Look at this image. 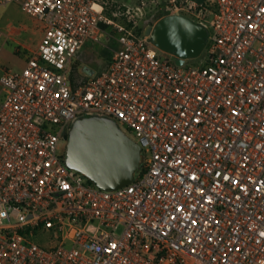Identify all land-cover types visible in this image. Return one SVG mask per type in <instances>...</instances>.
I'll use <instances>...</instances> for the list:
<instances>
[{
  "label": "built area",
  "instance_id": "obj_1",
  "mask_svg": "<svg viewBox=\"0 0 264 264\" xmlns=\"http://www.w3.org/2000/svg\"><path fill=\"white\" fill-rule=\"evenodd\" d=\"M12 2L43 32L0 73V264H264V0H166L208 31L197 65L161 59L129 6ZM107 27L110 60L72 72ZM88 115L139 145L126 185L67 166L59 142Z\"/></svg>",
  "mask_w": 264,
  "mask_h": 264
},
{
  "label": "water",
  "instance_id": "obj_2",
  "mask_svg": "<svg viewBox=\"0 0 264 264\" xmlns=\"http://www.w3.org/2000/svg\"><path fill=\"white\" fill-rule=\"evenodd\" d=\"M143 34L159 50L173 56L177 65L202 54L207 29L180 14H165ZM65 162L97 186L113 189L126 185L140 162V147L115 121L97 116L76 119L68 133Z\"/></svg>",
  "mask_w": 264,
  "mask_h": 264
},
{
  "label": "rangeland",
  "instance_id": "obj_3",
  "mask_svg": "<svg viewBox=\"0 0 264 264\" xmlns=\"http://www.w3.org/2000/svg\"><path fill=\"white\" fill-rule=\"evenodd\" d=\"M109 10H115L116 7H131L134 10V17L138 20L141 27L153 25L160 17L165 15L166 0H107ZM0 30L8 34V39L2 47L0 53V73L4 69L18 70L24 64V53L16 51L17 47L24 46L33 48L38 43L42 32V23L24 12L16 3H8L0 7ZM108 35L100 33L99 42H86L81 52L83 62L96 75L110 60L112 51L118 47L115 37L117 32L107 27ZM158 56L163 60H173V57L161 50H158ZM200 57L185 60V65H197ZM79 59H72L71 70L78 72L81 70ZM92 116V115H88ZM122 131L129 137L133 138L131 132L124 127ZM67 137L62 138L59 142L60 148L66 153Z\"/></svg>",
  "mask_w": 264,
  "mask_h": 264
},
{
  "label": "crops",
  "instance_id": "obj_4",
  "mask_svg": "<svg viewBox=\"0 0 264 264\" xmlns=\"http://www.w3.org/2000/svg\"><path fill=\"white\" fill-rule=\"evenodd\" d=\"M79 60L81 61V62H80V65H81V69H82L83 71H85V72H87V73H92V72H93V71H91V70L89 69L88 65H87L85 62H83L82 54H80V56H79Z\"/></svg>",
  "mask_w": 264,
  "mask_h": 264
},
{
  "label": "flooded vegetation",
  "instance_id": "obj_5",
  "mask_svg": "<svg viewBox=\"0 0 264 264\" xmlns=\"http://www.w3.org/2000/svg\"><path fill=\"white\" fill-rule=\"evenodd\" d=\"M67 137V136H66Z\"/></svg>",
  "mask_w": 264,
  "mask_h": 264
}]
</instances>
